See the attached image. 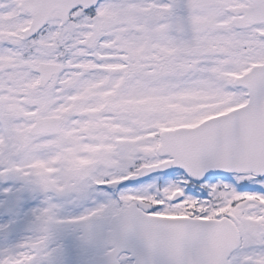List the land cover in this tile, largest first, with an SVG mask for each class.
Instances as JSON below:
<instances>
[{"label": "snow or ice", "instance_id": "1", "mask_svg": "<svg viewBox=\"0 0 264 264\" xmlns=\"http://www.w3.org/2000/svg\"><path fill=\"white\" fill-rule=\"evenodd\" d=\"M0 264H264V0H0Z\"/></svg>", "mask_w": 264, "mask_h": 264}]
</instances>
